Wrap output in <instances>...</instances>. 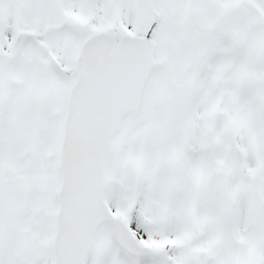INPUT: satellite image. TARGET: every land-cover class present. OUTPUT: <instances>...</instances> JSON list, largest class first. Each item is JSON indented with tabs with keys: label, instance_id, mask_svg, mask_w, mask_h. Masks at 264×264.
Listing matches in <instances>:
<instances>
[{
	"label": "snow or ice",
	"instance_id": "1",
	"mask_svg": "<svg viewBox=\"0 0 264 264\" xmlns=\"http://www.w3.org/2000/svg\"><path fill=\"white\" fill-rule=\"evenodd\" d=\"M0 264H264V0H0Z\"/></svg>",
	"mask_w": 264,
	"mask_h": 264
}]
</instances>
